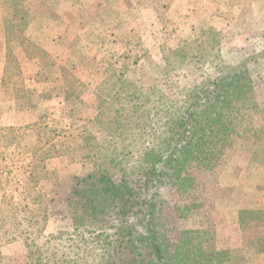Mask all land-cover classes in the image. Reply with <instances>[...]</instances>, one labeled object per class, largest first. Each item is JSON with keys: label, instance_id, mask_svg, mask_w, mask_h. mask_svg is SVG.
<instances>
[{"label": "rangeland", "instance_id": "rangeland-1", "mask_svg": "<svg viewBox=\"0 0 264 264\" xmlns=\"http://www.w3.org/2000/svg\"><path fill=\"white\" fill-rule=\"evenodd\" d=\"M30 2L34 20L23 36L49 57L22 43L35 58L22 60L25 75L9 58L7 34L21 33L4 23L0 0V264H33L29 248L72 231L67 198L76 178L102 167L118 179L121 166L135 169L154 129L164 131L168 106L226 67L247 69L254 90L246 103L256 104L255 129L264 128V0ZM10 48L14 58L25 55L19 43ZM49 60L70 72L47 78L41 70ZM251 137L234 135L212 171L194 168L189 199L161 188L172 243L182 230H199L195 241L207 251L232 258L242 250L247 264H264V220H239L245 207L264 216V136ZM188 203L196 206L182 211ZM55 242L64 246L60 255L72 252L66 234Z\"/></svg>", "mask_w": 264, "mask_h": 264}, {"label": "trees", "instance_id": "trees-1", "mask_svg": "<svg viewBox=\"0 0 264 264\" xmlns=\"http://www.w3.org/2000/svg\"><path fill=\"white\" fill-rule=\"evenodd\" d=\"M30 1L4 0V23L10 25L11 31L21 33L10 37L8 32V55L25 75L27 72L21 71L22 60L35 58L25 54L22 43L28 41L31 48L49 57L45 49L23 36L34 20L35 4ZM15 19L25 21L26 26L20 27V23L13 22ZM12 43H19L25 55L14 58L16 50L10 48ZM43 65L41 72L47 78L48 74L65 77L70 72L56 61L49 60ZM226 68L215 79L186 89L182 98L168 106L171 110L163 114L164 131L156 129V133L154 129V141L145 146L135 169L126 168L128 164L121 166L118 179L111 169L102 167L76 178L67 198L72 231L51 235L41 246L29 248V257H36L33 264H247L242 250L234 251L232 258L226 250L207 251L201 241H195L199 230H182L178 243H172L166 233L171 205L166 200L160 201V191L165 185L175 187L181 200L189 199L197 182L192 170L212 171L234 135L250 141L254 138L251 135L260 136V141L264 136V128L255 129L256 104L246 103L254 90L247 69ZM25 77V82L34 79ZM23 90L29 97L35 95L27 84ZM163 98L166 96L161 94L159 100ZM135 175L140 176L141 183L134 182ZM195 206L184 204L181 210L190 211ZM260 213L258 209L245 207L239 212V220L247 226L249 222L264 220ZM65 234L72 252L63 251L60 255L64 246L55 241L64 240ZM259 245L260 251H264V237L259 239Z\"/></svg>", "mask_w": 264, "mask_h": 264}]
</instances>
